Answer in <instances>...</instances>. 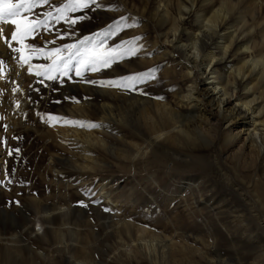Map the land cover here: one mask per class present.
<instances>
[{
    "label": "rangeland",
    "instance_id": "1",
    "mask_svg": "<svg viewBox=\"0 0 264 264\" xmlns=\"http://www.w3.org/2000/svg\"><path fill=\"white\" fill-rule=\"evenodd\" d=\"M202 1L199 0L200 5ZM221 1L214 0L216 7H220ZM248 1L243 0L240 7L247 6ZM64 2L66 0H50V5L59 7ZM175 2L102 0L104 7L86 11L90 19L73 27L63 21L58 24L53 21L49 25L52 31L40 29L34 39L30 37L26 41L51 49L76 43L115 22L132 25L108 38L107 43L114 46L122 40L140 37L136 41L140 47L138 54L111 68L86 72L83 78L74 72L69 73L71 79L58 75L56 80L36 76L35 71L30 74L27 65L18 62L19 54L5 43L4 50L0 51V237H9L16 231L23 234V241L14 243L19 250H13L11 243L2 240L0 264H264V226L258 220L261 218L258 201L250 194L247 196L244 158L238 157L240 154L232 156L233 147L221 154L225 131L233 130L232 135L235 134L240 122L226 123L214 108L199 106L198 112L203 111L214 121L223 122L221 130L207 137L213 142L202 139L197 133L196 143L180 135L174 143L159 140L160 144L148 148V155L135 159L132 156L134 143L147 150L144 137L150 126L144 118L146 112L152 114L158 124L162 122L154 104H168L185 115L190 111L178 98L189 92L193 78L188 76L186 63L176 48L166 42L174 21L172 17H179ZM160 3L172 5L170 19L161 17ZM50 5L40 6L34 13L42 17L44 12L52 10ZM200 5L197 13L185 14L184 27L189 33L199 30L194 14H199ZM206 8L208 16L210 6ZM81 14L85 13H69L71 16ZM121 17L125 20L121 21ZM234 17L235 14L231 15V20ZM6 28L5 37L10 39L14 28L11 25ZM58 34L63 39L58 38ZM188 35H183V42L189 43ZM258 36L257 31L255 41L259 42ZM52 40L56 43H47ZM13 47L19 45L13 42ZM31 63L50 61L34 57ZM150 69L155 70V78L137 84L135 90L83 82L118 79ZM201 81L199 77V88L203 89ZM19 85L25 90L24 95L12 91ZM105 102L112 104L117 120L114 117L112 121L102 119L101 103ZM49 115L95 123L99 127L50 123ZM58 128L77 129L82 135L94 132L103 137L108 146L85 143L89 154L82 153L85 144L75 138L62 137ZM193 132L191 138L196 140L195 130ZM208 145L212 153L209 149L200 158V147ZM88 155L97 162L93 169L84 167L90 163L83 157ZM57 169L60 171L55 172ZM221 169L228 171V175ZM185 183H190L194 189H186ZM104 186L117 202L115 207L111 208L101 197ZM240 188L249 200H243ZM57 203L72 210L69 219L75 231H65L62 239L61 235L51 232L49 224L43 220L45 207ZM255 213L258 219L253 216ZM32 221L36 233L30 232ZM125 221L135 227H127L130 228L127 232L123 227ZM137 226L151 233H145L144 240H140L142 235L140 237L135 229ZM137 238L143 243L169 239L174 243L169 247L173 250L169 249L167 258L161 256L159 260H162H156L157 263L154 260V263L139 248L140 244H133L131 254L123 247L132 241L138 243Z\"/></svg>",
    "mask_w": 264,
    "mask_h": 264
},
{
    "label": "bare ground",
    "instance_id": "2",
    "mask_svg": "<svg viewBox=\"0 0 264 264\" xmlns=\"http://www.w3.org/2000/svg\"><path fill=\"white\" fill-rule=\"evenodd\" d=\"M242 1L243 0H222L220 7H216L214 0H203L201 5L199 4V0H176L175 9H177V14L179 16L177 18L172 17L173 10L170 3H160L161 5L159 8L161 11L159 12L162 13L161 17L166 20L171 17L174 19L171 32L169 36L166 37V42L169 43L171 47L176 48L182 60L186 63L188 76L193 78L192 83L189 85V92L184 96L182 95L181 98H178V100L181 99L182 104L184 103L188 108L190 107V111L187 112L188 115H185V113L172 109L168 104H154L158 117L160 116L162 122L160 121L158 124L154 116L146 112L147 115L145 114L144 118L150 126L146 129L147 136L144 137L147 150L134 143L135 154L133 153L132 156L135 159L139 156L148 155V148L150 146L152 147V145L160 144L158 143L159 140L162 139L174 143L178 141L180 135L185 136L188 141H192L193 143H196L198 140L197 135L202 139L213 142V140L207 137H213L217 130H221L223 122L219 119L214 121L205 112H198V110H196L199 106L206 107V105H209L216 110V114L221 115L222 121L226 123L232 122V124L240 122V125L235 130V134L232 135L233 130L230 132L228 130L225 131V141L221 154L224 155L233 147L235 150L232 156L240 154L238 157L244 158L243 162L247 168L245 174L247 196L250 194L253 199L258 201L257 204L260 206L259 211L261 213L259 217L261 218L257 217V213L253 216L256 217V219L259 218L260 224L262 223V226H264V4L263 0H249L247 6L240 7ZM198 5H200L199 14L194 15L197 16V18L195 17L197 19L195 22L199 24V30L195 33H189L186 26L184 27V17L186 13H197ZM206 5L210 6V15L208 14V16H206L207 11H204L207 10ZM233 14H235V17L231 20V15ZM3 27H5L6 32V26ZM257 31L260 33L258 38H260L261 41L259 42L255 41ZM163 34L165 35L164 32ZM184 34H189V43L183 42L182 38ZM4 45V40L0 39V51L4 50ZM252 49H256V52H251ZM234 59H237V63L233 64ZM199 77H202L201 82L203 83V89L199 88ZM18 87L20 91L17 92L24 95L25 90L20 87V85ZM101 104L103 109L102 119L105 122L112 121L114 117V108L112 104L109 102ZM186 118L190 120L187 121ZM115 119L117 120V118ZM122 120H124V116H122ZM57 130L58 133H62V137L68 139L75 138L74 140L81 142V144L86 143L88 146H108L107 141L94 132L82 135L77 129L58 128ZM193 130H195L196 140L191 138L194 133ZM86 144L84 145L85 148H83L82 153L89 154V147ZM209 145L200 147V153H198L200 158H203L204 154L209 151ZM83 157L90 161L89 164L84 166L86 169H93L94 164H97L92 155ZM215 161H217V159ZM1 162L0 158V171L2 170ZM59 171V169L55 170V172ZM223 171H225V175L227 176L228 171ZM185 184L186 189H194L190 183ZM198 185L199 183L197 182L196 186ZM105 187L106 186H104L100 192L101 197L106 200L111 208L115 207L117 202L112 199L111 192H107ZM238 191L241 197H245L243 199L244 201L249 200L248 197L244 196L241 188L238 189ZM44 212L46 214L43 219L44 223L49 224L48 226H50L51 232L56 235H61V239L65 231L75 232L72 227L73 223H71L69 219L70 214H72V210L69 208L64 209L63 206H59L57 203L50 205V207H45L43 213ZM32 224L33 221L29 226L31 229L30 232L33 233L34 231L36 233L37 229H34V225ZM123 227L126 228L128 232L130 228L135 227V225L125 221L123 222ZM135 229L140 232V235L138 234L140 237L142 235L140 240H144L143 236L145 233H151L148 232L149 230H147V228L145 229V227L137 226ZM2 240L11 243V248L13 250H19V247L13 244L23 241V234L14 231L9 237H0V242ZM140 240L138 243L133 241L132 244L125 243L123 247L129 249L126 251H130L134 243L137 245L140 244L139 248L145 252L147 257H151L153 262L154 260L155 262L156 260L158 261L161 256L167 258L166 254L170 249L169 247L174 244L169 239H165L162 242L160 241L161 243H155L154 239L151 241H144V243L142 242L143 240ZM59 241L61 242L63 240ZM120 242H122V240H120ZM176 245L178 244L176 243ZM29 248L32 247L29 246ZM171 249L173 250V248ZM129 253L131 254L132 252L130 251ZM125 254L127 253L125 252ZM165 259H163V261Z\"/></svg>",
    "mask_w": 264,
    "mask_h": 264
},
{
    "label": "snow or ice",
    "instance_id": "3",
    "mask_svg": "<svg viewBox=\"0 0 264 264\" xmlns=\"http://www.w3.org/2000/svg\"><path fill=\"white\" fill-rule=\"evenodd\" d=\"M43 5H50V0H0V39L4 40L13 52L18 53V62L23 66L27 65V71L31 74L35 71L36 76L45 77L47 80H56L59 76L71 77L70 72L76 76L84 77L86 72H99L102 69L111 68L114 64L124 61L128 57H135L140 51L136 41L140 37H134L130 40H122L114 46H109L107 39L116 36L124 28L132 25L115 22L90 36H85L73 44H64L60 47L48 49L46 47H37L34 44L26 43L31 37L35 38L39 30L52 31L49 26L51 22L67 23L69 27L75 26L79 22L90 19L86 11H95L104 7L102 0H66L59 7L51 6L52 10L43 13V16L34 13V10ZM84 12L85 14L71 16L69 13ZM125 18L121 17V21ZM11 25L14 30L10 34V39L5 37V27ZM103 37V39H101ZM58 38L63 36L58 34ZM16 42L19 47H13ZM47 43L55 44L56 41ZM142 47V46H141ZM34 57H43L49 60L47 64H32ZM2 64V62H0ZM155 70L150 69L147 72L135 73L123 76L118 79L109 80H84L85 83L99 84L103 87H115L120 89L135 90L136 85L143 83L147 79H154ZM43 83V80L40 81ZM13 92L20 91L19 87H14ZM59 103V102H57ZM19 108V101H17ZM50 123L63 122L69 125L79 126L81 128H96L98 124L70 120L66 117L49 115ZM19 152V149L15 150ZM12 151H9V155ZM87 194V193H86ZM81 204L87 207L86 204ZM109 211V209H105Z\"/></svg>",
    "mask_w": 264,
    "mask_h": 264
}]
</instances>
